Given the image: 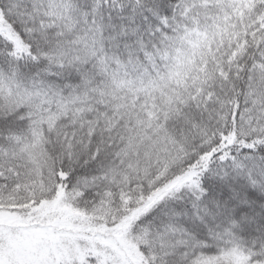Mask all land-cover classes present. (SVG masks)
I'll use <instances>...</instances> for the list:
<instances>
[{
  "label": "snow or ice",
  "instance_id": "6c2138e0",
  "mask_svg": "<svg viewBox=\"0 0 264 264\" xmlns=\"http://www.w3.org/2000/svg\"><path fill=\"white\" fill-rule=\"evenodd\" d=\"M0 264H264V0H0Z\"/></svg>",
  "mask_w": 264,
  "mask_h": 264
}]
</instances>
